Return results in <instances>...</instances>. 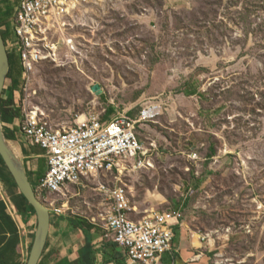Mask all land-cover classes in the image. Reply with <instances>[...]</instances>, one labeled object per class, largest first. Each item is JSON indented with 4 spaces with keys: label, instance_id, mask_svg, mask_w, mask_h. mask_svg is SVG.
I'll return each mask as SVG.
<instances>
[{
    "label": "rangeland",
    "instance_id": "rangeland-1",
    "mask_svg": "<svg viewBox=\"0 0 264 264\" xmlns=\"http://www.w3.org/2000/svg\"><path fill=\"white\" fill-rule=\"evenodd\" d=\"M8 1L12 30L4 36L13 43L21 0ZM79 14L51 38L59 57L36 65L30 79L24 70L10 104L22 112L19 125L33 115L65 130L91 113L134 119L156 108L138 128L151 161L67 196L35 190L53 219L93 223L108 210L105 192L123 187L134 220L179 214L176 235L200 238L210 264H264V0H101ZM22 140L20 131L10 142L19 154ZM29 151L43 156L28 161L35 174L47 168L42 149Z\"/></svg>",
    "mask_w": 264,
    "mask_h": 264
},
{
    "label": "built area",
    "instance_id": "built-area-1",
    "mask_svg": "<svg viewBox=\"0 0 264 264\" xmlns=\"http://www.w3.org/2000/svg\"><path fill=\"white\" fill-rule=\"evenodd\" d=\"M100 1L21 0L15 19L17 37L9 44L14 47L13 54L22 58L26 79L34 75L36 65L59 57V49L54 50L56 45L51 38L66 34L80 18L79 12L97 6ZM155 112L156 108H146L134 119L125 115L110 120L91 113L79 120L77 127L65 130H55L42 123L40 117L28 116L19 125L23 139L42 149L48 164V173L37 193L67 196L71 188L88 181L118 180L131 169L150 167L149 152L143 146L138 128L154 119ZM100 187L106 191V186ZM105 194L108 210L92 223L103 229L105 240L124 251L127 264H162L163 257L173 253L175 230L181 226V216L152 212L136 221L132 216L138 212L131 208L125 188L115 187ZM51 208L56 209L54 215L60 216L61 211L55 205Z\"/></svg>",
    "mask_w": 264,
    "mask_h": 264
},
{
    "label": "crops",
    "instance_id": "crops-1",
    "mask_svg": "<svg viewBox=\"0 0 264 264\" xmlns=\"http://www.w3.org/2000/svg\"><path fill=\"white\" fill-rule=\"evenodd\" d=\"M2 30L7 31V28L3 27ZM17 126L19 127V123ZM8 129H11V126L6 130ZM19 130L15 134L6 131L9 142L19 137L21 131ZM9 135L14 136L9 138ZM22 141L23 148L35 149L24 139ZM15 152L25 162L27 172L30 173L35 169L28 161L43 157L35 156L30 151L25 154L23 149L21 154L17 150ZM20 195V190L8 189L0 178V264H28L32 254L39 221L36 222L37 224L33 222L36 226L34 231L28 230L27 227L32 224L30 220H38V218L21 214L15 203V199H18ZM87 222L93 226L92 229L82 225V220H68L63 217L53 219L49 243L40 264H127L124 251L105 240L103 229ZM76 224H80V228H77ZM175 240L178 242L173 246V253L165 255L162 264L211 263L204 248L188 240L185 232L181 231L180 237L176 235Z\"/></svg>",
    "mask_w": 264,
    "mask_h": 264
},
{
    "label": "water",
    "instance_id": "water-1",
    "mask_svg": "<svg viewBox=\"0 0 264 264\" xmlns=\"http://www.w3.org/2000/svg\"><path fill=\"white\" fill-rule=\"evenodd\" d=\"M11 73V59L5 37L0 30V154L14 177L21 194L28 200L38 215V231L28 264H40L47 249L53 216L47 204L40 200L33 187L24 162L17 156L5 134L2 123V104ZM99 92V87L94 88ZM100 94V93H99Z\"/></svg>",
    "mask_w": 264,
    "mask_h": 264
},
{
    "label": "trees",
    "instance_id": "trees-1",
    "mask_svg": "<svg viewBox=\"0 0 264 264\" xmlns=\"http://www.w3.org/2000/svg\"><path fill=\"white\" fill-rule=\"evenodd\" d=\"M13 7H14V4H12L10 1L0 0V30L3 29V27H6L7 31L11 32L12 30L11 19H13L12 18L13 17V12H12ZM4 32L2 31L3 35H6L4 34ZM20 58H21L20 55L10 54L11 73H10L9 81H11L13 84L9 90L5 91L2 109H1L2 123L5 129L10 126L11 127H13L14 125L16 126L19 123V121L23 119L21 110H18L15 106L11 107L10 105L14 101L15 94L17 93V91L21 89L23 85L25 84L23 82L24 69H23L22 64L19 63ZM8 93H10L9 94L10 100L7 101L5 99V96ZM10 137L12 138V136L9 135V138ZM28 151L29 150L27 148H23V152L25 154H28L29 153ZM47 173H48V169L46 168V166L42 167L41 171H39L36 174L34 172L32 173L28 172L30 181L32 182L35 188L39 187L41 181L46 177ZM35 175H36V180H35ZM0 178L4 181L8 189L19 190V187L14 177L10 173L8 167L6 166V163L3 157L1 156V154H0ZM15 203L22 215L38 218L36 210L30 205L28 200L22 194L19 196L18 199H15ZM82 222H83L82 225L84 226L86 225L85 227H87L88 229H92L93 226H90L87 221L82 220ZM76 227L80 228V224H76Z\"/></svg>",
    "mask_w": 264,
    "mask_h": 264
},
{
    "label": "bare ground",
    "instance_id": "bare-ground-1",
    "mask_svg": "<svg viewBox=\"0 0 264 264\" xmlns=\"http://www.w3.org/2000/svg\"><path fill=\"white\" fill-rule=\"evenodd\" d=\"M84 119H85L84 116L80 117V121H83ZM51 207H52V205H51ZM198 242H200V238L195 236V243L198 244Z\"/></svg>",
    "mask_w": 264,
    "mask_h": 264
},
{
    "label": "flooded vegetation",
    "instance_id": "flooded-vegetation-1",
    "mask_svg": "<svg viewBox=\"0 0 264 264\" xmlns=\"http://www.w3.org/2000/svg\"><path fill=\"white\" fill-rule=\"evenodd\" d=\"M11 3L13 4V2H11ZM2 31H3V30H2ZM4 33H8V31H5ZM7 44H8V46L10 47L9 42H8ZM9 53H10V54H13V53L10 52V49H9Z\"/></svg>",
    "mask_w": 264,
    "mask_h": 264
},
{
    "label": "clouds",
    "instance_id": "clouds-1",
    "mask_svg": "<svg viewBox=\"0 0 264 264\" xmlns=\"http://www.w3.org/2000/svg\"><path fill=\"white\" fill-rule=\"evenodd\" d=\"M8 45V44H7ZM8 49H9V46H8ZM10 54V53H9Z\"/></svg>",
    "mask_w": 264,
    "mask_h": 264
}]
</instances>
